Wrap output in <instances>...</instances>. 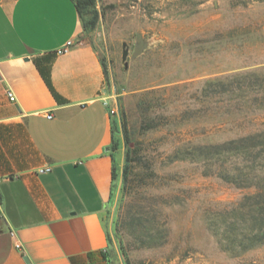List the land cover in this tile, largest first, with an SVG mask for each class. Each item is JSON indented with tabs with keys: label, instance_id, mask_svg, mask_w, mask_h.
I'll list each match as a JSON object with an SVG mask.
<instances>
[{
	"label": "rangeland",
	"instance_id": "obj_1",
	"mask_svg": "<svg viewBox=\"0 0 264 264\" xmlns=\"http://www.w3.org/2000/svg\"><path fill=\"white\" fill-rule=\"evenodd\" d=\"M80 20L74 45L99 51L112 116L111 264H264V246L224 252L207 220L256 189L199 158L264 129V0H94Z\"/></svg>",
	"mask_w": 264,
	"mask_h": 264
},
{
	"label": "crops",
	"instance_id": "obj_2",
	"mask_svg": "<svg viewBox=\"0 0 264 264\" xmlns=\"http://www.w3.org/2000/svg\"><path fill=\"white\" fill-rule=\"evenodd\" d=\"M80 29L75 0H0V264H111L105 67L58 53Z\"/></svg>",
	"mask_w": 264,
	"mask_h": 264
},
{
	"label": "trees",
	"instance_id": "obj_3",
	"mask_svg": "<svg viewBox=\"0 0 264 264\" xmlns=\"http://www.w3.org/2000/svg\"><path fill=\"white\" fill-rule=\"evenodd\" d=\"M79 12L94 0H75ZM199 158L205 175L215 174L239 188H255L229 210L208 218L209 229L218 239L221 249L239 257L264 246V129L223 144L200 147ZM192 156V153H190ZM117 178L113 167L112 180Z\"/></svg>",
	"mask_w": 264,
	"mask_h": 264
},
{
	"label": "water",
	"instance_id": "obj_4",
	"mask_svg": "<svg viewBox=\"0 0 264 264\" xmlns=\"http://www.w3.org/2000/svg\"><path fill=\"white\" fill-rule=\"evenodd\" d=\"M138 40L141 41V37L140 36H138ZM123 48H124L123 49V61L125 62L126 68H128L127 59L129 57L130 51L127 48V44L126 43H124ZM143 51H144V44L142 42H140L139 45L137 46V49L133 52V54L131 56L132 60H135L139 56H141L143 54Z\"/></svg>",
	"mask_w": 264,
	"mask_h": 264
},
{
	"label": "built area",
	"instance_id": "obj_5",
	"mask_svg": "<svg viewBox=\"0 0 264 264\" xmlns=\"http://www.w3.org/2000/svg\"><path fill=\"white\" fill-rule=\"evenodd\" d=\"M73 46H74V41H70L64 48H62L61 50H59L58 53L59 54H66V53H68L71 50V48ZM8 95H9V98L11 99V101H14L15 100V97H14V95H13L12 92H9ZM47 117L49 119H52V115L51 114H48ZM45 171H50V169H46Z\"/></svg>",
	"mask_w": 264,
	"mask_h": 264
}]
</instances>
